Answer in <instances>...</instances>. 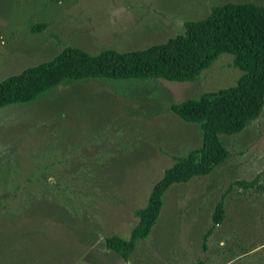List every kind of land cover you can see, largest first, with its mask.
<instances>
[{
	"label": "rangeland",
	"instance_id": "rangeland-1",
	"mask_svg": "<svg viewBox=\"0 0 264 264\" xmlns=\"http://www.w3.org/2000/svg\"><path fill=\"white\" fill-rule=\"evenodd\" d=\"M229 2L264 4L0 0V81L66 46L91 55L144 50ZM40 23L43 31L32 33ZM241 75L223 54L193 83L65 81L33 102L0 108V264H264V105L240 133L220 135L227 160L166 191L150 235L127 262L104 243L129 239L135 210L174 157L202 144L199 127L170 105L234 86ZM254 180L247 189L233 185ZM223 195L225 218L213 226Z\"/></svg>",
	"mask_w": 264,
	"mask_h": 264
},
{
	"label": "trees",
	"instance_id": "trees-1",
	"mask_svg": "<svg viewBox=\"0 0 264 264\" xmlns=\"http://www.w3.org/2000/svg\"><path fill=\"white\" fill-rule=\"evenodd\" d=\"M45 27L44 23L36 24L30 31L40 33ZM223 54L231 55L234 68L242 73L234 86L205 92L169 107L183 122L199 127L201 146L184 157H174V164L153 185L146 206L135 211L137 224L128 240L117 236L104 240L105 248L126 262L136 243L150 235L166 191L174 184L209 175L229 157L220 135L238 134L260 116L264 105V4L229 2L214 6L204 19L185 22L183 34L144 50H104L91 55L66 46L52 59L0 81L3 108L33 102L65 81L162 79L193 83ZM255 184L254 180L233 185L247 189ZM224 198L223 195L214 208L213 226L225 218Z\"/></svg>",
	"mask_w": 264,
	"mask_h": 264
},
{
	"label": "crops",
	"instance_id": "crops-1",
	"mask_svg": "<svg viewBox=\"0 0 264 264\" xmlns=\"http://www.w3.org/2000/svg\"><path fill=\"white\" fill-rule=\"evenodd\" d=\"M150 192H151V191H150ZM149 195H150V194H149ZM148 198H149V197H148ZM147 201H148V200H147ZM146 204H147V203H146ZM145 206H146V205H145ZM145 206H144V207H145ZM144 207H142V208H144ZM140 209H141V208H140ZM137 210H139V209H137ZM137 210H135V211H137Z\"/></svg>",
	"mask_w": 264,
	"mask_h": 264
}]
</instances>
